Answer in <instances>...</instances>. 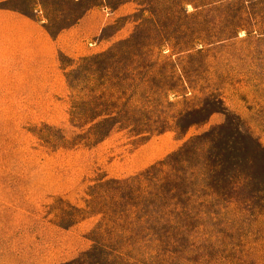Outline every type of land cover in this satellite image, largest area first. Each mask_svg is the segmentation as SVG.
<instances>
[{"label": "rangeland", "instance_id": "1", "mask_svg": "<svg viewBox=\"0 0 264 264\" xmlns=\"http://www.w3.org/2000/svg\"><path fill=\"white\" fill-rule=\"evenodd\" d=\"M125 1L63 90L0 106V264L57 262L71 228L58 264H264V0ZM93 3L0 7L56 36Z\"/></svg>", "mask_w": 264, "mask_h": 264}, {"label": "crops", "instance_id": "2", "mask_svg": "<svg viewBox=\"0 0 264 264\" xmlns=\"http://www.w3.org/2000/svg\"><path fill=\"white\" fill-rule=\"evenodd\" d=\"M132 6L130 1L113 7L110 0H94L74 24L56 36L50 33L40 14L31 16L10 7H0V106L13 107L15 92H36L32 97L43 99L41 92L63 90L65 78L59 55L80 58L90 53L99 45L98 40L113 15L128 12ZM35 10L39 12L38 8ZM4 186L0 184V197L13 196V188L5 190ZM11 228L13 230V221ZM61 236L58 240L62 245L61 258L45 264L70 261L87 248L77 228L61 232ZM9 243L13 259V232Z\"/></svg>", "mask_w": 264, "mask_h": 264}]
</instances>
